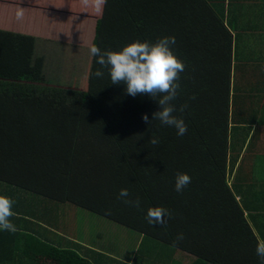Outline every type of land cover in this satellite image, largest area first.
<instances>
[{
    "label": "trees",
    "instance_id": "16d2710c",
    "mask_svg": "<svg viewBox=\"0 0 264 264\" xmlns=\"http://www.w3.org/2000/svg\"><path fill=\"white\" fill-rule=\"evenodd\" d=\"M241 5L105 0L93 14L91 44L73 50L0 28V195L13 200L16 227L0 229V264H178V253L191 264H262L264 155L252 154H261L254 143L264 127L250 135L256 119L243 100L255 90L233 78ZM163 37H175L172 52L185 65L172 102L187 125L183 136L153 119L159 96L127 94L108 68L97 78L100 65L89 52L93 44L120 51ZM59 56L57 77L51 61ZM178 173L191 177L182 192ZM125 188L140 208L120 198ZM72 206L137 231L140 247L125 260L122 249V257L99 249L97 233L71 237ZM152 207L168 210L166 225L148 223Z\"/></svg>",
    "mask_w": 264,
    "mask_h": 264
},
{
    "label": "crops",
    "instance_id": "0c3cea01",
    "mask_svg": "<svg viewBox=\"0 0 264 264\" xmlns=\"http://www.w3.org/2000/svg\"><path fill=\"white\" fill-rule=\"evenodd\" d=\"M240 3L242 8L238 9L235 15L239 28L234 30L237 37L234 46L233 78L234 84L239 88L252 87L251 90H255L250 99H244V94H239L245 101L244 107H248L246 114L250 115V119H256V123L251 125V135L260 125L264 127V93L261 92L264 87V0H240ZM99 9L95 7L94 0H89L87 5L84 0H0V28L31 34L46 42H61L64 43V49L73 50L76 49V44L80 43L76 41V35L70 36V29L67 31L65 28L71 25L74 27L76 22L78 25L89 24L85 30L92 29L90 34H93L94 15L99 13ZM20 12L23 15L18 18L17 14ZM86 17L91 18L85 22L78 21ZM62 32L67 34L61 36ZM52 62L51 71L55 69L54 75L58 77L62 69L61 56ZM263 130L254 143L259 150L257 153L261 154H252V159L258 158L257 155H264V151L263 154L261 152L264 150ZM259 162L262 166V162ZM256 167L258 170L261 168L260 164ZM178 254L180 255L175 258L178 259V264L192 263L190 255Z\"/></svg>",
    "mask_w": 264,
    "mask_h": 264
},
{
    "label": "clouds",
    "instance_id": "9594fccd",
    "mask_svg": "<svg viewBox=\"0 0 264 264\" xmlns=\"http://www.w3.org/2000/svg\"><path fill=\"white\" fill-rule=\"evenodd\" d=\"M89 0H84L87 5ZM105 3V0H94L97 9ZM18 18L23 13L17 14ZM175 44V37H163L154 44L147 41H135L123 47L120 51H101L95 44L89 49L90 55L96 57V63L100 65L94 75L97 78L103 77L102 69L108 68L112 84L124 82L127 87V94L135 97L137 94H148L156 99L160 110L153 114V119H158L162 125L174 127L177 135L183 136L187 132V125L182 117H177L173 113L177 111L172 103L179 94L180 73L184 71L185 65L172 52V45ZM187 105L180 107L183 112ZM143 121L149 126L151 121L147 114L142 117ZM148 130V129H147ZM149 143L158 145L159 139L155 136L150 137ZM191 183V177L185 173H178L176 176L175 190L182 192ZM120 198L126 204L140 208L139 198L129 199L128 190L121 189ZM13 200L7 196L0 195V229L15 232L16 227L10 218L15 214L12 210ZM171 214L163 207H152L147 211L146 219L149 224L166 225L165 217ZM180 234L177 240H182ZM256 254L264 264V240H259L256 247Z\"/></svg>",
    "mask_w": 264,
    "mask_h": 264
},
{
    "label": "rangeland",
    "instance_id": "374dc122",
    "mask_svg": "<svg viewBox=\"0 0 264 264\" xmlns=\"http://www.w3.org/2000/svg\"><path fill=\"white\" fill-rule=\"evenodd\" d=\"M88 18L91 17H86L83 19L81 18L78 21L85 22ZM16 25L20 26V24ZM87 26L88 25H84V23L78 25V23L76 22V25H74V27L71 25L69 27H66L65 29L67 31L70 29L68 31L70 36L76 35V41L78 40L77 42L89 46L91 44L93 34L89 36L92 29L85 30ZM65 33L63 34L62 32L60 33V35H65ZM81 82H83V80H81ZM69 216L70 220L68 221L75 220L76 223L75 228H71V237H74V235H76V237L79 238L78 235H80L89 239V235L92 236L94 233H97L100 238L99 245L101 247H99V249L103 250L106 253H111L114 256H120L119 254H117V252L122 249L123 254H125L124 259L127 260L126 258L131 254L132 250L138 249L140 247L141 234L133 229L124 227L118 223L110 221L100 215L82 209L80 207L72 206ZM99 233L101 234V236L99 235Z\"/></svg>",
    "mask_w": 264,
    "mask_h": 264
}]
</instances>
